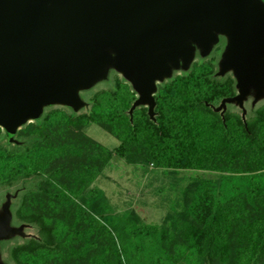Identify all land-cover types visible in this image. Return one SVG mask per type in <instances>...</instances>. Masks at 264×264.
<instances>
[{"label": "trees", "instance_id": "1", "mask_svg": "<svg viewBox=\"0 0 264 264\" xmlns=\"http://www.w3.org/2000/svg\"><path fill=\"white\" fill-rule=\"evenodd\" d=\"M218 58L219 47L158 84L154 121L144 106L128 114L136 94L110 71L109 89L86 95L88 110L76 114L49 109L17 131L15 148L0 144V188L34 181L20 195L19 205L11 206L12 226L27 223L37 231L36 238L11 246L4 263L76 262L94 252L89 264H264V103L244 121L233 108L222 116L214 112L222 99L236 94L231 75L216 76ZM95 122L121 141L117 153L134 146L157 168L221 175L197 180L158 240L156 227L141 225L131 230L128 242L108 233L107 241L98 245L90 236L103 223L84 209L85 202L77 201L99 166L68 160L83 150L77 134L75 141L65 135L66 130ZM94 150H100V157L110 156L97 144ZM29 197L45 201L51 209L66 208L71 222L52 223L50 216L29 207ZM8 242L3 241L2 248Z\"/></svg>", "mask_w": 264, "mask_h": 264}, {"label": "water", "instance_id": "2", "mask_svg": "<svg viewBox=\"0 0 264 264\" xmlns=\"http://www.w3.org/2000/svg\"><path fill=\"white\" fill-rule=\"evenodd\" d=\"M219 35L227 43L216 76L232 73L237 94L213 110L237 106L244 121V101L264 98L260 0H0V127L12 140L45 106L86 107L79 91L110 71L138 95L128 114L144 106L154 121L157 83L187 71L196 50L208 56ZM9 202L0 208V241L24 237Z\"/></svg>", "mask_w": 264, "mask_h": 264}, {"label": "rangeland", "instance_id": "3", "mask_svg": "<svg viewBox=\"0 0 264 264\" xmlns=\"http://www.w3.org/2000/svg\"><path fill=\"white\" fill-rule=\"evenodd\" d=\"M261 2L263 4L264 1L262 0ZM208 56L200 58H207ZM111 72H109L108 78L105 81H99L93 87L87 88V90L84 91H79V97L87 104L86 107H81L74 112L70 107L61 104H53L45 106L42 109L40 117L49 109H61L66 112H70L69 110H71L76 114L88 110L90 105L86 101V95H88L89 92L94 93L101 89H109L110 85L108 82ZM181 72L182 71H174L172 76ZM117 74L122 78L119 72ZM125 82L128 83L127 81ZM128 84L130 85V83ZM158 84L160 83H157V85ZM130 87L132 89L131 85ZM137 97L138 95L136 94V99ZM263 103L264 98L258 100L253 107H249V103L248 105L243 103L246 117L252 113L253 109ZM233 110L238 111L234 108ZM155 117L156 114L154 115V118ZM36 120H28L26 124ZM23 126L19 127V129ZM0 129L2 131L0 133V144L15 148L14 146L16 143L13 140L16 139V134L13 136V139L10 140L7 132L2 127H0ZM76 134L79 137V139L76 138L77 143L83 152L79 157L69 156L68 160H71L74 164L86 162L90 164L96 163L97 166H99L94 181L85 186L81 196L83 198L81 200L77 199V202L82 205L84 202L86 203L84 204V209L89 212L96 221L98 220L103 223V227L96 225L93 230L94 233L90 236V239L98 241V245L107 241L108 233H111L116 239L118 238L123 242H128L131 230L141 225L156 227L159 234L154 236V241L158 240L161 231L169 229L170 218L175 217L176 214L182 210L180 205L184 204L188 193L192 190L194 184L197 183V180H206L207 178L218 179L221 175L220 172L211 170L173 171L172 169L157 168L146 160V157L142 159L141 151H138L139 148L137 149L134 146L127 148L123 153H117L115 149L120 145L121 141L111 134L110 130L100 122L88 123L82 127L71 128L66 130L65 133L66 136H69L71 139L73 138V140ZM8 143H11V145H8ZM96 144L106 148L110 156L108 158L100 157V150H94ZM33 186L34 181L32 179H26L14 183L11 187L0 188V208L6 202V196H9V212L11 213L12 219L11 225L14 212L11 210V206L14 205V208L17 207L21 200L20 195L27 192V190ZM30 198L32 197L28 199ZM28 201L27 204L30 208L38 213L40 212L39 214H44L47 217L50 216L52 223L64 222L68 224L71 222V217L67 215L66 208H58L55 206L52 210L49 204L40 199L37 200L32 198ZM14 226H23L22 233L24 237H14L10 239L12 241L6 240L5 242H9L5 244L3 248V241H0V256L3 262L8 258L9 248L15 243L21 242L24 239L37 237L36 227L31 224L19 223ZM81 227L87 228V224L82 222ZM104 228H107L109 232L104 231ZM89 230L91 231L90 228ZM168 231H171V229ZM13 239L16 240L13 241ZM92 254H94V252H91L84 257V259L76 262L56 261L55 264H89Z\"/></svg>", "mask_w": 264, "mask_h": 264}, {"label": "flooded vegetation", "instance_id": "4", "mask_svg": "<svg viewBox=\"0 0 264 264\" xmlns=\"http://www.w3.org/2000/svg\"><path fill=\"white\" fill-rule=\"evenodd\" d=\"M262 1V0H261ZM264 1V0H263ZM262 3V2H261ZM263 5H264V2H263ZM226 43H227V40H226V37H224V36H222V35H219L218 36V41H217V43L212 47V49H211V52H210V54L209 55H211L213 52H214V50L217 48V47H219V58H218V61H219V59H220V57H221V55H222V53H223V51H224V49H225V46H226ZM198 57H201L200 55H199V52L196 50V52H195V57H194V61L198 58ZM193 63V62H192ZM226 75H231L232 76V78H233V75H232V73H226ZM234 79V78H233ZM234 81H235V85H236V80L234 79ZM236 94H237V91H236ZM235 94V95H236ZM234 95V96H235ZM233 96V97H234ZM252 100H253V98H252V96H249L245 101H244V104L246 103V105H248V103H249V107H253V105H252ZM220 104V103H219ZM219 106V105H218ZM218 106H216V107H218ZM216 107H214V108H216ZM229 108H234V109H236V110H238V111H240V115L242 114V111L241 110H239V108L237 107V106H234V105H231V104H227L226 105V107H225V111L223 112V114L229 109ZM220 114V113H219ZM245 118H246V115H245Z\"/></svg>", "mask_w": 264, "mask_h": 264}]
</instances>
